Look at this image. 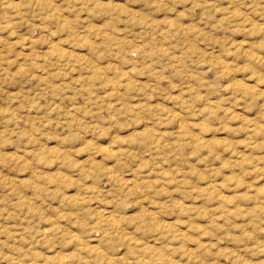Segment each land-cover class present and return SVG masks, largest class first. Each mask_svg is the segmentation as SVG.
<instances>
[{
    "label": "rangeland",
    "instance_id": "rangeland-1",
    "mask_svg": "<svg viewBox=\"0 0 264 264\" xmlns=\"http://www.w3.org/2000/svg\"><path fill=\"white\" fill-rule=\"evenodd\" d=\"M0 264H264V0H0Z\"/></svg>",
    "mask_w": 264,
    "mask_h": 264
},
{
    "label": "bare ground",
    "instance_id": "bare-ground-1",
    "mask_svg": "<svg viewBox=\"0 0 264 264\" xmlns=\"http://www.w3.org/2000/svg\"><path fill=\"white\" fill-rule=\"evenodd\" d=\"M40 3V2H39ZM100 4V3H99ZM101 5V4H100ZM178 28V27H177ZM148 52V51H147ZM58 54V53H57Z\"/></svg>",
    "mask_w": 264,
    "mask_h": 264
}]
</instances>
